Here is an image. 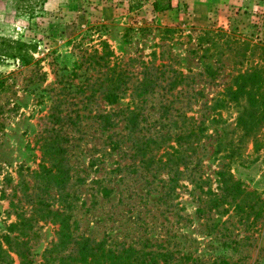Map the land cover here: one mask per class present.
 <instances>
[{"label":"rangeland","instance_id":"1","mask_svg":"<svg viewBox=\"0 0 264 264\" xmlns=\"http://www.w3.org/2000/svg\"><path fill=\"white\" fill-rule=\"evenodd\" d=\"M170 2L0 0V36L32 56L27 66L0 58V235L29 250L27 264H264V0ZM114 65L127 83L109 104ZM146 77L156 91L132 132L125 119ZM196 119L197 172L208 179L196 186L181 165L170 189L166 152ZM149 135L152 149L135 155ZM223 168L253 208L211 206Z\"/></svg>","mask_w":264,"mask_h":264},{"label":"trees","instance_id":"2","mask_svg":"<svg viewBox=\"0 0 264 264\" xmlns=\"http://www.w3.org/2000/svg\"><path fill=\"white\" fill-rule=\"evenodd\" d=\"M139 4H137L138 6ZM171 8L170 0H153L152 1V9L154 11H164ZM210 33V29H208V34ZM30 44L23 42L21 40H13L10 38H5L0 36V58L3 59H16L19 60L22 65H29L31 63L32 56L29 54ZM110 55H112V51L109 49L108 44L103 41L101 52L98 56L99 59H107ZM113 71V80H110L109 85L104 87L103 98L109 104L116 103L119 98L123 95L125 91V84L127 83V76L123 69L119 66L114 65L111 69ZM180 73V72H179ZM111 75V76H112ZM157 78V77H156ZM181 74H173V79H171L170 84L168 86H161L162 95L169 96L173 93L174 87L181 81ZM156 79L151 77L143 78L142 82H140L134 89L136 92L135 95L140 97L137 102H132V108L129 109L131 115L126 116V125L130 129V131L135 132L139 127L142 120H145L142 110L145 108L144 103L147 98L146 95H152L156 91ZM243 87L240 89H236L232 92L233 96H237V92L243 91ZM5 88L4 79L0 78V91ZM169 94V95H167ZM264 100V96L262 98ZM222 101V100H221ZM219 100L218 104L221 102ZM140 102V103H139ZM162 113L166 114L169 112L170 104H162ZM130 108V107H128ZM109 121V120H108ZM241 122L244 120L239 119L238 123L241 125ZM108 123V122H107ZM245 123V122H244ZM202 120H193L192 123L189 124V127L186 128V131H182L173 137V141L176 142V147L174 148V155L170 152H166L167 159L163 167H169L168 162L172 163L175 166L172 175L168 180V186L170 189H173L177 184L179 177L183 174V170L180 169L182 165L184 169H188L190 172L192 180H195L196 186L202 185L208 177H204L203 174L197 172L199 170L200 159L196 155L197 149L200 145L201 135L204 131ZM250 126L248 127V129ZM167 134V133H166ZM166 140L172 139L169 135H165ZM143 140L139 142H135L134 144V154L143 156L147 150L150 151L152 149V145L156 141V137L151 135L143 136ZM119 140H114L115 146L118 145ZM183 144H187V147L183 148ZM114 146V147H115ZM171 147V146H170ZM172 148V147H171ZM195 156V157H194ZM148 165L153 166L155 163V159L150 157L147 159ZM161 163V161H159ZM191 164V166H189ZM196 171V172H195ZM219 189L220 192H212L208 189L206 192L208 195L212 196L209 198L211 201V206H218L219 203L227 202L230 206L237 209H251L256 204L257 198L254 197L253 201H248L246 197L252 192L246 191L240 184L239 180L234 179L233 174L223 168L217 172ZM210 193V194H209ZM247 195V196H246ZM246 196V197H245ZM260 212V208L258 209ZM27 219L24 216H19V220L16 223H12V229L19 228V226L23 225ZM14 229V230H15ZM85 247V246H83ZM30 252L28 249H23L20 247V244L17 243L15 236H9L8 234L0 235V264H27Z\"/></svg>","mask_w":264,"mask_h":264},{"label":"crops","instance_id":"3","mask_svg":"<svg viewBox=\"0 0 264 264\" xmlns=\"http://www.w3.org/2000/svg\"><path fill=\"white\" fill-rule=\"evenodd\" d=\"M153 1V0H152Z\"/></svg>","mask_w":264,"mask_h":264}]
</instances>
